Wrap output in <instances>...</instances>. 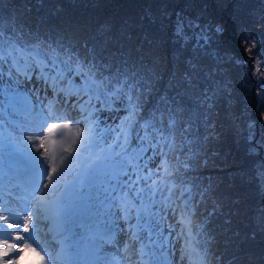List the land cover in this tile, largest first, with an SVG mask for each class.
Returning <instances> with one entry per match:
<instances>
[{"label":"trees","instance_id":"16d2710c","mask_svg":"<svg viewBox=\"0 0 264 264\" xmlns=\"http://www.w3.org/2000/svg\"><path fill=\"white\" fill-rule=\"evenodd\" d=\"M35 3L0 0V16L15 19L26 40L44 48L66 49L73 58L94 55L105 74L130 73L135 66L149 86L155 83L141 112L146 119L159 106L160 95L176 97L179 107L163 119L167 127L174 122L169 187H174L176 204L190 196L179 219L187 213V227L208 247L210 264H264V236L258 239L250 225V215L261 204L253 173L263 157L248 140V121L253 120L254 137L259 134L257 141H264V104L251 87L255 76L262 79L254 71L258 60L264 71V59L257 55L264 52V0H43L42 9L25 10ZM177 14L200 20L189 36L203 32L209 37L200 52L199 76L193 87L180 88L179 96L168 89L181 48L174 35ZM217 23L227 28L222 40L206 27ZM238 44L247 49L241 53ZM146 72L158 73L157 81H149Z\"/></svg>","mask_w":264,"mask_h":264},{"label":"snow or ice","instance_id":"6c2138e0","mask_svg":"<svg viewBox=\"0 0 264 264\" xmlns=\"http://www.w3.org/2000/svg\"><path fill=\"white\" fill-rule=\"evenodd\" d=\"M220 3L223 4V0H220ZM34 7L42 9L44 7L43 0H36L35 4L26 5L25 10L31 11ZM145 18L150 19L148 13H145ZM194 27H199V25H196L192 19H185L177 14L174 35L181 48L175 54L176 71L171 73L172 79L168 82L169 90H177L176 96L180 95V88L193 87L194 80L202 70L199 64V56L201 50L208 46L209 37L203 32L198 36H189L188 30ZM226 32L227 28L223 23L215 25L214 34L218 40H222ZM144 39L145 42H148L146 36ZM189 50H191L192 55L186 56L185 53ZM257 55L264 59V52ZM61 65L63 67H60ZM125 65H127V61H125ZM257 65L254 71L262 77L257 85V95L261 97V103L264 104V71H261L259 60ZM5 69H7L6 73ZM49 69L50 71H46ZM30 73H38L36 79L51 86L54 94L62 93L65 103L75 97L70 107L73 110L79 109L85 124L84 127H81L82 119L67 114H58L55 105L51 102L49 110L42 119L28 124L26 133L22 135V140L24 141V150L29 167L37 177L48 180L47 184H39L38 188H48L49 191L59 190L62 185L66 184L70 175H79L77 172L79 157L95 141L94 119H88L92 112L99 110L93 104L94 100L99 102L102 107L109 109L114 105L123 106L126 115L120 119L117 125L118 131L116 129H109V131H117L116 147L121 148L125 156L128 152L126 145L135 136L141 142L140 152L152 149L154 154L163 157L157 171L162 170L166 175L170 174L165 148L172 150L171 132L165 134L163 117L168 112H175L179 105L176 97L160 95L157 101L159 106L153 109L150 117L146 119L142 116L141 112L148 96L155 92L156 88L155 83L149 86V83L143 79L135 66L130 73L112 74L109 70L105 74L101 66L96 63L94 55L73 58L66 49L53 48L51 45L44 48L39 41L26 40V34L15 19L5 20L4 17L0 16V100L4 101V103H0V109L4 108L5 104L11 107L15 101L14 79L23 75L26 79L31 80L32 75ZM5 74L8 76L6 86L3 80ZM145 75L148 76L149 81L153 82L157 81L159 76L155 72H146ZM75 77H80L83 83L79 84ZM73 84H79V86L72 87ZM204 97L208 99L206 90ZM169 102L176 107H170ZM157 115L160 117L159 120H157ZM260 117L264 120V111L260 112ZM64 121H68V123ZM173 123L172 120L168 121L169 129ZM252 127L253 124L250 123L249 129ZM137 129H141L143 134L141 135ZM248 140H254L251 131H249ZM77 144L79 145L78 148L76 147ZM255 147H264V141L256 142ZM73 151H75L74 156L72 155ZM102 165L103 162L101 161L100 166ZM261 172L264 174V167H262ZM151 175L152 173L149 172L148 177H144V179L147 180ZM139 179L140 177H137V181ZM154 186H156V181H153L150 187ZM131 191H135V189L133 188ZM137 195L139 194L137 193ZM169 195H171V189H169ZM124 196H127V193H124ZM46 203L43 199L37 200L36 209H42ZM134 203L135 198L121 200L125 219L131 215ZM173 211L175 214V209ZM144 214L150 215L146 211ZM21 215L24 217L23 221L19 219ZM33 215V210L27 208L19 211L11 208H0V257H9L11 253H20V256L17 257L7 260L0 259V264H14V261H18L25 251H36L35 248H30L29 241L36 244L37 247H41L40 241L36 238L39 214L37 212L35 217L37 223L33 222ZM136 215L139 218L141 213L138 211ZM177 223L185 226L181 228V233H187L188 244L190 245L192 230L187 227L189 223L187 213L183 214ZM29 224H32L31 234L25 236L24 233L30 231ZM261 227L264 228V212L261 213ZM131 235L133 240L137 239L135 233ZM252 238H254V234ZM17 241L20 243H16ZM125 248H127V244H125ZM140 256L139 264H147L143 259V248L140 249Z\"/></svg>","mask_w":264,"mask_h":264},{"label":"rangeland","instance_id":"374dc122","mask_svg":"<svg viewBox=\"0 0 264 264\" xmlns=\"http://www.w3.org/2000/svg\"><path fill=\"white\" fill-rule=\"evenodd\" d=\"M194 23L197 25V23H199L198 21H200L199 19L198 20H193ZM206 27L208 29H210V27H215V25H211V24H206ZM191 30H195V27ZM210 32H213V29H210ZM237 48L239 49V51L241 53L244 52L245 49H247V47L245 45H237ZM249 63V62H248ZM257 64V63H256ZM6 73V72H5ZM252 76L254 77L255 76V73L252 74ZM5 77H6V81H8V76L7 74H5ZM255 79L256 81H253V86H251L252 88H254V96L255 97H258V98H261L257 95V85L260 83V78L256 77L255 76ZM72 114V113H71ZM104 116H107L108 119H106V122L107 123H114L116 121V117L114 114H104ZM252 123L253 124V127L251 129H249V124ZM112 125V124H111ZM83 127V126H82ZM248 130H251L253 136H254V133H258V130H257V123L253 120H249L248 121ZM259 137V134L257 136V138ZM257 138L254 137V140H253V148L255 150H253L256 154L258 153L260 155V157H263V162H260L259 163V168L257 169V172H254L253 173V178H257V182L255 183V186H254V191L257 192L260 190V195H261V199H259L258 201L261 200V204L259 205V207L256 208L255 211H253V213L250 215V225L252 226V229L257 233V238L260 239L261 237H263L264 235V228L261 227V213L264 212V174H262L261 172V169L262 167H264V147H255L256 145V141H257ZM260 141V139H259ZM258 142V141H257ZM257 201V202H258ZM255 234V233H253ZM259 243H262L263 240H260L258 241Z\"/></svg>","mask_w":264,"mask_h":264}]
</instances>
